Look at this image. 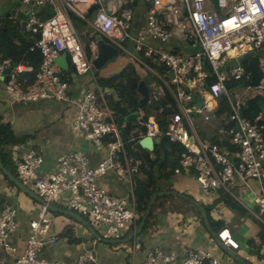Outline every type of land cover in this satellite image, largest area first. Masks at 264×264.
Returning <instances> with one entry per match:
<instances>
[{
  "label": "built area",
  "instance_id": "obj_1",
  "mask_svg": "<svg viewBox=\"0 0 264 264\" xmlns=\"http://www.w3.org/2000/svg\"><path fill=\"white\" fill-rule=\"evenodd\" d=\"M87 1L90 0H61L60 3L57 0H22L29 6L23 30L28 36H35L34 48L41 53L42 59L34 81L27 86H23L18 74L30 70L29 66L17 63L14 66L10 59L0 60V86L9 100L24 104L55 100L73 105L72 130L106 152L95 167L89 166L81 152L62 154L54 169L46 175L40 173L44 158L37 149L29 148L14 160L17 173L31 184L44 204L28 222L25 246L18 252L11 241L19 229L18 211L0 200V249L4 251L0 264H96L92 263L94 258L89 250L77 254L72 262L42 256L47 244L60 241L51 235L49 205L60 202L63 208L88 217L105 236L118 237L129 226L135 229L140 213L133 188L128 194L118 196L97 184L96 179L114 172L132 186V177L141 160L127 154L125 142L134 141L136 145L144 136L154 139L164 136L172 143L183 145L184 151L178 156L174 173H189L203 192L222 190L235 197L234 187L248 191L251 204L264 225V111L252 121L239 114L248 99L260 97L264 100V82L248 83L234 90L228 88L231 81L250 79L246 66L231 64V59L252 55L264 47V0H218L217 9L209 7V0H168L166 3L144 0L147 20L137 36L130 30L136 0H93L84 10L75 5ZM93 4L98 7L95 17L90 19L88 12ZM46 7L52 14L41 20L36 8ZM71 14L86 22L93 33L102 35L118 50L127 53L125 43L133 41V52H128L130 57L142 65L144 62L139 58H149L157 65L151 70L158 84L149 93L148 105L163 102L169 111L161 117L162 107L150 114L138 109L133 133L144 126V134L140 132L135 137L120 128L108 100L111 91L99 85V76L94 73L95 41H90L95 50L88 53ZM174 36L197 49L178 53L147 43L148 38L169 43ZM62 53H66L76 75L89 74L91 79V85L76 100L72 99L69 83L56 63ZM260 69L264 72L263 66L260 65ZM115 75L110 73L106 78ZM197 100L199 106H196ZM224 104L227 112L219 113ZM160 119L165 121L164 130L159 126ZM205 126L210 129L207 128V135H202L201 129ZM214 133L225 138L217 139L229 145L231 156L210 137ZM251 181L258 184L255 191L249 187ZM218 237L224 245L237 247L226 229ZM259 246L264 254V243ZM139 264H219V256L216 251L204 247L189 249L181 255L156 248L148 251Z\"/></svg>",
  "mask_w": 264,
  "mask_h": 264
},
{
  "label": "crops",
  "instance_id": "obj_2",
  "mask_svg": "<svg viewBox=\"0 0 264 264\" xmlns=\"http://www.w3.org/2000/svg\"><path fill=\"white\" fill-rule=\"evenodd\" d=\"M57 1L60 3L61 0ZM162 1L166 3L168 0ZM2 3H4V6L0 9V19L5 18L7 21L13 22V26L9 32V37L14 44H19L20 39L17 36V32L18 35L20 34L22 37H28V34L24 32L23 35L22 31H24L23 24L27 19L29 6L23 3L22 0H0V5ZM91 3H93V0L87 1L85 4L76 3L75 5L76 7L84 10L86 7L88 8ZM209 7L214 8L212 4H210ZM133 8L134 14L130 30L133 36H137L146 25L147 2L144 0H136L133 4ZM12 10L13 14L10 16H4L5 13H9ZM36 11L41 20L49 18L52 14L50 8L47 7L43 9L36 8ZM88 13L91 15L90 12ZM84 24L88 27L86 22ZM86 31L88 33L84 32L83 35L87 36L88 43L83 42L85 44V48L88 47L90 49L89 52H91V50H95V48L91 47L90 41L93 39L96 44L95 35L98 34L93 33L89 27ZM112 32L115 34L118 33L117 30H113ZM92 35H94V37H92ZM37 38L38 36H36V39ZM103 39L106 43H108L105 38ZM126 43L125 48L128 49V52L132 50L130 52L132 53L134 49L133 41L130 40ZM147 43L156 48L165 47L169 51L172 50L178 53L193 52L197 49L192 47L190 42L182 40L177 36H174L169 43H162L149 38L147 39ZM129 46H132L133 48L130 50ZM119 51L120 50H118L117 54H119ZM128 52L127 55L130 60L127 59V56H125V61H117L113 66H107L105 68L104 65L98 72L94 70L95 75L106 78L107 74H120L127 67H131L133 74L137 75L139 80H143L139 66H136L134 63L137 65L142 64L140 61L133 60ZM251 56L258 57L261 68L262 66L264 67V47L255 50ZM57 59L56 63L61 67L59 63L62 64L63 59L61 61L59 60V63ZM139 59L141 62H144V68L153 74V70L151 69H154L157 65L149 58L143 59L140 57ZM68 63V68H72L69 59ZM237 63H239L238 59ZM241 64L246 66L245 63ZM20 65L24 66L26 64L21 63ZM62 72L63 75H66L65 80L69 83L70 95L74 100L78 99L82 91L91 85L89 74L86 76H74L72 73L67 72L66 69H62ZM262 81L264 82V78ZM151 91L152 90L149 89V93ZM74 113L75 108L73 105L68 106L55 100H39L25 104L9 100L4 88L0 86V123L8 122L10 124L12 134L19 138L16 142H12L5 146L6 151L9 153L11 166L14 169L15 174H13L8 168H5L8 169L24 185L29 187L34 193L35 191L33 190L31 184L25 178H20V175L17 173L14 166V160L19 158L29 148L37 149L43 155L44 163L40 169V173L42 175H46L54 169V164L57 158L62 154H67L69 152H81L88 159L90 167H95L104 157L106 152L104 148L97 149L91 140L82 134L75 133L72 130ZM133 114H135V117L131 118L129 122H132V125H135L136 122L134 123L133 119H136V112ZM161 122L165 127V121L161 120ZM159 126L161 127L160 121ZM133 130L134 129L126 131L125 128L123 129L126 134L132 136L135 135ZM210 137L224 138L216 133L210 134ZM157 139L158 142L155 145L159 143L161 137H158ZM153 153L154 151L149 152L151 158H155ZM159 154V162L165 164L163 161V151ZM169 157L171 156L169 155ZM140 166L141 164L138 167L137 173L132 177V181H134L135 177L136 179L145 177V174L141 171ZM162 172H164V176L157 179L156 186L159 188V191L155 193L158 194L162 191L175 192L198 201L202 206H204L205 210L207 206L211 207L209 215L216 223H218V228L217 230H214L213 233L217 235V233L226 229L230 238L237 243L236 248L224 244L223 246H218L214 240L213 234L209 233L207 228L205 227V229L202 226L199 218L197 217V207L178 195L170 193L169 195L158 196L163 197L164 199L159 200L156 203L155 199V204L153 203L150 210L151 216L148 227L144 228V226L140 233L126 242H104L100 239H96L91 235L85 224L80 219L64 212L50 211L51 235L57 236L60 241L54 244H47L42 250V256L49 259H60L66 262H72L76 259L77 254L89 250L94 258L92 263L139 264L148 251L156 248L164 252L173 251L181 255L186 253L189 249L204 247L216 251L219 256V264H264V254L260 251L259 246L260 243H264V225L258 218L256 209H254L251 204L248 191H242L238 187H234L233 194L235 197L222 190L203 192L197 185L195 178L189 173L180 172L179 174H175L174 171L171 173V167H166V170ZM161 180H165L167 185L160 186L159 182ZM96 182L97 184L106 187L114 195L118 196L128 194L134 185L132 182L133 185L130 186L127 182L121 180L114 172H109L106 175L98 177ZM249 187L255 191L258 188V184L251 181ZM222 194L228 196L234 202L239 204V206L242 207L243 212L237 211L227 201H224L221 198ZM0 200L2 203L15 207L18 211L19 229L13 234L11 241L17 247L18 252H21L25 246L28 222L36 217L42 203L19 190L6 176L2 174L1 171ZM186 204L188 207L185 206ZM52 205L55 208H63L60 202H56ZM80 216L83 217L85 221L90 223L100 237L108 240L130 238V236L138 230L141 222V220H139V223L137 222L135 229L132 226H129L123 233H121L120 236L114 237L105 236L101 228L99 226H95V224L88 217L82 215ZM70 235L74 236L73 240L70 239ZM66 237L70 238L67 239ZM3 255L4 251L0 249V257Z\"/></svg>",
  "mask_w": 264,
  "mask_h": 264
},
{
  "label": "trees",
  "instance_id": "obj_3",
  "mask_svg": "<svg viewBox=\"0 0 264 264\" xmlns=\"http://www.w3.org/2000/svg\"><path fill=\"white\" fill-rule=\"evenodd\" d=\"M72 19L79 20L85 23L83 20L71 14ZM13 26V22L7 21L5 18L0 19V60L4 58H9L13 63L21 64L25 63V66H29L30 70L21 71L18 74V79L22 82L23 85H28L33 82L34 76L36 71L38 70L40 61H41V54L40 52L34 48V40L35 36H28L22 37L20 34L17 36L20 39L19 44H14L9 37V32L11 27ZM94 37V35H92ZM86 50L89 53V48L86 47ZM63 78L66 79V75H63ZM139 82V78L137 75L133 74L132 68L127 67L124 69L120 74H116L115 77L108 79L102 76L98 77V83L103 88H112L116 91L118 98L116 99L115 96L110 92L108 95V100L111 107L115 111L116 120L123 130V124L125 122V118L130 114L137 112L138 109H143L146 114H150L152 110H158L161 107L163 108V112L161 117H163L169 110L163 105V102H157L150 104L148 106L142 107L139 104V96L136 91L137 85ZM249 81H231L228 84V88L234 90L236 88L244 87L248 84ZM223 103V101L221 100ZM264 109V100L260 97L250 98L247 100L245 105L242 107L243 115L246 119H250L251 121L256 117L260 111ZM227 106H224L219 109V113L222 111L227 112ZM160 117V118H161ZM134 123L136 119H133ZM161 123V128L164 130V124L159 120ZM264 123V120H263ZM135 125H132V122L126 124L125 129L126 131H130L134 129ZM138 132L135 134L137 137L138 133H145V127L139 126ZM139 137V136H138ZM19 138L14 136L10 130V124L7 122L0 123V160L3 165L8 168L13 174H15L14 169L11 166V161L9 157V153L6 151V145H9L12 142H16ZM137 139V138H136ZM138 141V140H137ZM136 141V142H137ZM214 142H220L217 138H214ZM127 154L135 159H139L142 161L140 169L144 172V178L134 179L133 181V191L135 196L136 208L140 213L139 220L142 219L144 212L147 208L149 200L151 196L159 191V188L156 186L157 179H160L164 176V170L166 167H171V173H173L174 168L177 166V158L178 155L184 150V146L178 143H172L168 141V139L164 136L161 137V140L156 145L154 150V157L151 158L149 152L143 150L139 145L138 142L135 145L134 141H126L125 142ZM163 151L164 159L163 161L165 164L159 162L160 152ZM169 155L171 157H169ZM167 162V163H166ZM156 168V170H155ZM157 174V175H156ZM221 198L224 201H227L234 209L239 212H243V209L239 204L234 202L228 196L222 194ZM164 199L163 197H158L155 201L158 202L159 200ZM154 203V204H155ZM196 208V207H195ZM207 216L210 221V226L212 230H217L218 223L214 221L209 215L211 207L207 206ZM196 215L199 218L202 226L205 228L203 224V220L201 218V212L198 208H196ZM151 216V212L149 217L145 221V227L147 228L149 225V219ZM138 220V223H139ZM206 229V228H205Z\"/></svg>",
  "mask_w": 264,
  "mask_h": 264
},
{
  "label": "water",
  "instance_id": "obj_4",
  "mask_svg": "<svg viewBox=\"0 0 264 264\" xmlns=\"http://www.w3.org/2000/svg\"><path fill=\"white\" fill-rule=\"evenodd\" d=\"M209 2L212 4L214 9L218 8V0H209ZM3 6H4V3H2L0 5V9ZM97 7H98L97 4H93L92 7L89 9V12L91 13L90 19H93L95 17ZM9 13H5L4 16H10L11 14H13V10L10 11ZM22 34L24 35V31H22ZM95 40H96L97 55L92 60V65L96 71H99L108 62V60L112 59L118 53V49H116L114 46L106 43L105 40L103 39V37L100 35H95ZM62 59H63V63L61 64V63H59V60L61 61ZM57 61L61 65V68L63 70L66 69L67 72L72 73L74 76L76 75L73 72L72 68H70V67L68 68L69 63H68V57H67L66 53H62L58 57ZM238 62L246 64L247 70H248L249 75H250L249 83L251 85H256L262 80V78L264 76V72H263V70L260 69V61H259L258 57H256V56L252 57L251 54H247V55L240 57L238 59ZM13 65L15 66L16 63H14ZM8 72H9V69L6 70V73H8ZM5 80L7 81L8 77H6ZM107 90H110L116 99L118 98L115 90H113L112 88H107ZM136 91L139 94V104L143 107L146 106L148 104L150 94H149V88H148V86H146L144 80H139ZM199 105H200V102H199V100H197L196 106H199ZM239 114H240V117H243V112L241 110L239 111ZM134 117H135V114H130L129 116H127L125 118L123 128H125L127 122H129L131 120V118H134ZM157 142H158V139H154L150 136H144L138 141V144L143 150L153 152L155 149V146H156L155 144ZM221 145L223 147L224 153L231 156V153L227 150V148H224V144L222 143ZM0 171L19 190L28 194L30 197L34 198L35 200L39 201L40 203L44 204V201L41 198H39L29 187H27L20 180H18L8 169H6L1 161H0ZM170 193L178 195L179 197H181V198L191 202L192 204H194L201 211V216H202L204 225L207 228L208 232L213 234L214 240L218 244V246H223V243L220 241L218 236L213 233V230L210 226V223H209L207 213H206L204 206H202L198 201H196V200H194V199H192L186 195L178 194L175 192L162 191V192H159L158 194L154 193L151 196V199L149 200L147 208H146L144 215L141 219V222L139 224L138 230L133 235H131L130 238H128V239H112V240L105 239L103 237H100L99 234L90 225V223L85 221L83 219V217H81L76 212H74L72 210L65 209V208H55L53 205H49V209L52 212L60 211V212L70 214V215L80 219L85 224V226L87 227V229L89 230L91 235L94 236L96 239H100L104 242H126V241H129L130 239H132L135 235H137L138 233H140L142 231L144 224H145V220L149 216L150 210L152 208V205H153L155 199H157L158 196L169 195Z\"/></svg>",
  "mask_w": 264,
  "mask_h": 264
},
{
  "label": "rangeland",
  "instance_id": "obj_5",
  "mask_svg": "<svg viewBox=\"0 0 264 264\" xmlns=\"http://www.w3.org/2000/svg\"><path fill=\"white\" fill-rule=\"evenodd\" d=\"M73 24H74V26H75V28H76V30H77V32L81 35V37H82V40L84 41V42H87L88 43V38H87V36L86 35H83V33L85 32H87L86 30L88 29V27H86L85 26V24H83V22H81V21H79V20H76V19H73ZM88 33V32H87ZM127 44V43H126ZM129 48H130V50L133 48L132 46H129ZM169 48V47H168ZM127 51H128V49H126ZM132 51V50H131ZM131 51H129V52H131ZM125 56H127L128 57V55H127V53L124 51V50H120L119 51V54H117L116 56H114L111 60H109L106 64H105V66H104V68L105 67H107V66H113L117 61H125L126 60V58H125ZM127 59H129V57L127 58ZM130 60V59H129ZM235 63H237V58H233V59H231V64H235ZM136 66H139V68H140V70H141V74H142V77H143V80H144V82H145V84H146V86H148V88L150 89V90H152V89H154L156 86H157V84H158V79L150 72V71H148L146 68H144L145 66L144 65H137L136 63H134ZM86 75H88V74H86ZM85 75V76H86ZM20 178H22V177H20ZM23 179V178H22ZM159 185L160 186H163V185H167V182L165 181V180H161L160 182H159ZM185 206H187L188 207V205L186 204Z\"/></svg>",
  "mask_w": 264,
  "mask_h": 264
},
{
  "label": "clouds",
  "instance_id": "obj_6",
  "mask_svg": "<svg viewBox=\"0 0 264 264\" xmlns=\"http://www.w3.org/2000/svg\"><path fill=\"white\" fill-rule=\"evenodd\" d=\"M94 70H95V69H94ZM95 71H96V70H95ZM97 72H98V71H97ZM105 89H107V88H105ZM146 106H148V104H147ZM142 107H143V106H142ZM241 111H242V110H241ZM243 116H244V115H243ZM207 128L210 129L209 126H205L204 128L201 129V133H202V135H207V133H208ZM219 143H220V144L223 143V144H224V148H227V150H228L229 152H230V150H232V149L229 147V145L226 144L225 141H220ZM178 144H179V143H178ZM221 146H222V145H221ZM183 151H184V150H183ZM183 151H182V152H183ZM230 153H231V152H230ZM180 154H181V153H180ZM180 154H179V155H180ZM179 155H178V156H179ZM177 164H178V158H177ZM174 169H175V168H174ZM173 171H174V170H173ZM219 233H220V232H219ZM219 233H217V236H218ZM218 238L220 239V237H218ZM220 241H221V240H220ZM221 242H222V241H221Z\"/></svg>",
  "mask_w": 264,
  "mask_h": 264
},
{
  "label": "snow or ice",
  "instance_id": "obj_7",
  "mask_svg": "<svg viewBox=\"0 0 264 264\" xmlns=\"http://www.w3.org/2000/svg\"><path fill=\"white\" fill-rule=\"evenodd\" d=\"M228 23H231V21H229Z\"/></svg>",
  "mask_w": 264,
  "mask_h": 264
}]
</instances>
